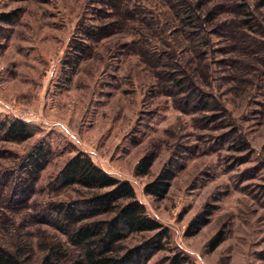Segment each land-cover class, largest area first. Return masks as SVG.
<instances>
[{
    "label": "rangeland",
    "instance_id": "rangeland-1",
    "mask_svg": "<svg viewBox=\"0 0 264 264\" xmlns=\"http://www.w3.org/2000/svg\"><path fill=\"white\" fill-rule=\"evenodd\" d=\"M23 115L34 136L8 141L2 123ZM38 146L49 164L31 186L23 164ZM79 152L169 231L148 264H264V0H0V245L24 264L51 248L77 260L51 221L88 197L57 179ZM163 169L168 195H146Z\"/></svg>",
    "mask_w": 264,
    "mask_h": 264
},
{
    "label": "trees",
    "instance_id": "trees-1",
    "mask_svg": "<svg viewBox=\"0 0 264 264\" xmlns=\"http://www.w3.org/2000/svg\"><path fill=\"white\" fill-rule=\"evenodd\" d=\"M184 6L187 7V4ZM188 7L186 19L189 23H197L195 27L202 28L204 22L197 14V9L191 4ZM1 126L5 129L8 141L24 142L34 136V131L21 121H5ZM153 162L152 155L143 157L137 165L136 175H147ZM48 164V152L42 146L34 148L26 156L23 167L30 176L31 186ZM174 176L175 170L163 169L145 186V194L164 199L169 193ZM57 179L62 187L80 186L88 192L85 200L59 203L52 210L55 213L51 221L53 226L66 235L69 245L78 249L74 264H148L156 253L165 249L169 231L149 217L144 205L136 198L133 186L127 181L110 176L89 155L77 153L65 163ZM103 215L110 217L97 219ZM206 224L207 219L199 216L191 224L190 230H199ZM138 233L153 235L120 253L118 245L130 235ZM61 250L51 248L40 264H58L63 256ZM18 254L0 245V264H24ZM175 263L181 264L180 261Z\"/></svg>",
    "mask_w": 264,
    "mask_h": 264
},
{
    "label": "built area",
    "instance_id": "built-area-1",
    "mask_svg": "<svg viewBox=\"0 0 264 264\" xmlns=\"http://www.w3.org/2000/svg\"><path fill=\"white\" fill-rule=\"evenodd\" d=\"M24 116H25V115H23L20 119H21V121H23V122H27L28 120L24 119Z\"/></svg>",
    "mask_w": 264,
    "mask_h": 264
}]
</instances>
